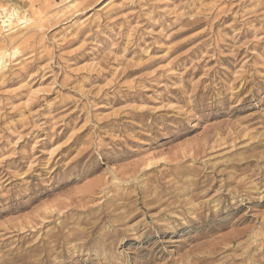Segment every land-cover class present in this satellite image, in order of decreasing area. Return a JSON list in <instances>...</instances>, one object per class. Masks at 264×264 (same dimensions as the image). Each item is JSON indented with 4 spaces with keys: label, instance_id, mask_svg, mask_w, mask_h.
<instances>
[{
    "label": "rangeland",
    "instance_id": "1",
    "mask_svg": "<svg viewBox=\"0 0 264 264\" xmlns=\"http://www.w3.org/2000/svg\"><path fill=\"white\" fill-rule=\"evenodd\" d=\"M0 264H264V0H0Z\"/></svg>",
    "mask_w": 264,
    "mask_h": 264
},
{
    "label": "bare ground",
    "instance_id": "2",
    "mask_svg": "<svg viewBox=\"0 0 264 264\" xmlns=\"http://www.w3.org/2000/svg\"><path fill=\"white\" fill-rule=\"evenodd\" d=\"M109 5H110V3L106 4L105 7H108ZM3 21H4V20H3ZM3 21H2V22H3ZM5 22H6V21H4L3 23H5ZM9 22H10V21H9ZM10 23H11V22H10ZM7 24H9V23H8V20H7ZM9 25H10V24H9Z\"/></svg>",
    "mask_w": 264,
    "mask_h": 264
}]
</instances>
